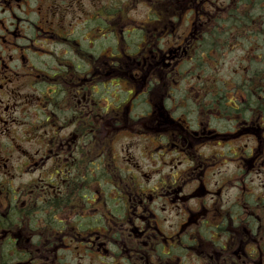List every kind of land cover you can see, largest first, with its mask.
<instances>
[{"label": "flooded vegetation", "instance_id": "obj_1", "mask_svg": "<svg viewBox=\"0 0 264 264\" xmlns=\"http://www.w3.org/2000/svg\"><path fill=\"white\" fill-rule=\"evenodd\" d=\"M115 3L101 17L96 0H0V264H83L82 252L95 257L88 264H264V116L240 111L249 93L259 99L247 86L264 83L251 29L216 0H176L175 18L168 0ZM84 105L95 110L92 128L82 126ZM89 135L103 154L80 152ZM74 152L86 171L69 160ZM163 167L170 171L161 175ZM14 169L35 180L23 192L16 185L13 202ZM93 173H107L105 203L114 206L130 207V193L144 185L130 207L144 228L128 220L140 247L129 241L112 253L104 229L87 221L80 232L45 227L39 245L22 221L3 226L14 212L55 209L61 198L78 200L71 208L81 216L100 214L101 190L83 180ZM145 200L166 201L159 212L178 216L183 206L178 228L165 230ZM190 229L207 235L192 233L195 243L184 245ZM153 240L163 255H154Z\"/></svg>", "mask_w": 264, "mask_h": 264}, {"label": "clouds", "instance_id": "obj_2", "mask_svg": "<svg viewBox=\"0 0 264 264\" xmlns=\"http://www.w3.org/2000/svg\"><path fill=\"white\" fill-rule=\"evenodd\" d=\"M123 2V0H121ZM216 3L221 5V7L230 15L238 24H240L245 30L251 29V34L254 35V39L256 43L261 47V55L264 56V36L260 35L264 33V0H216ZM118 7L115 3V0H96V10L100 13V16L103 17L106 11H110L112 8ZM211 10V6H209ZM123 11V9H121ZM183 33L179 34L177 39L183 38ZM150 40L152 44H157V37L150 35ZM194 37H189L188 41L185 43V47H188L189 44L192 43ZM21 43H26V41H21ZM118 42L115 37H113V44L116 45ZM159 47H163V44H159ZM119 47H124V45L120 44ZM125 51L127 49L125 48ZM87 55L88 53H84ZM113 54H118V49L114 48ZM94 63H97L99 66L101 61L94 60ZM261 63H264V59L261 60ZM156 87L158 89L166 90L167 89V81L163 83L160 81L156 82ZM249 89L255 88L256 94L259 99H255L251 97V93H249V99L244 100L241 106L240 111L244 113L245 116H255L259 118L264 116V83L259 85H248ZM166 93L162 92L160 97V103H164V95ZM170 103V101H169ZM87 112L89 115H84ZM95 114V110L90 108L88 105H84V107L80 111V117L82 118V126L92 128L95 126V122L91 120V116ZM12 115H19V113H12ZM109 116H114L116 114L109 113ZM25 119H29L30 117L25 116ZM99 118V117H97ZM136 114H133L132 120H136ZM64 122L63 120L61 121ZM192 127H196V125H192ZM72 129L69 128L68 131ZM60 135H66V133H61ZM92 151H96V153L103 154L105 151V146L102 144H98L95 141H92V136L89 135L87 139L82 142L80 146V152L90 153ZM80 152H74L71 156H69V160H76L77 162V169L78 171L85 169V165L87 161L84 159L83 156L80 155ZM63 155H67V153H63L61 155V159ZM160 155H163L161 153ZM160 155L153 156L152 159L156 160L155 167L161 168L162 165L160 163ZM18 154L13 152V162L15 163ZM90 158V157H89ZM164 159H167L165 156ZM229 167H232L231 165ZM144 170V169H142ZM17 172L18 179L13 184V202L15 201L16 196L18 195L15 192V186L20 185L21 191H25L29 185L27 181L35 180L34 176H24L21 169H14ZM170 171L169 168L163 167L161 175L164 173H168ZM107 173H93L90 175H84L83 180L88 183L89 187H99L101 190V202L98 205H94V207H98L100 210V214L95 216H81L79 215V209H72V203H79L78 200H71V201H64L63 198L58 202V207L55 209H48L42 211H35L29 206L27 209L22 210L19 213L14 212L13 215L10 217L9 221L6 222L3 226L5 227H15L19 225L21 221L27 226V228L33 233L32 235V243L34 245H39L44 236L40 233L45 227H55L59 230H64L67 228L71 231L72 227L75 226L76 231L80 232L85 227L87 221V227H102L104 229V235H101V239L105 241V245L107 248L111 249L112 253H119L120 249L117 247L119 244H124L131 241L136 247H140L138 241L132 239L130 237V228L128 225V220L132 219L138 224L142 229L144 228L143 222L135 219V214L130 210L131 208H135L139 200L141 198V194L144 191V185L141 184L138 188L130 193L134 199L131 202V206L121 204L119 206H114L111 203H105V192H106V182L105 177ZM76 180H80V176L75 177ZM186 179V177H185ZM175 182V181H173ZM39 191V189H37ZM47 195V193H44ZM31 200L35 199V197L29 198ZM40 204L41 209L44 208L42 201H38ZM68 203L69 207L65 208L64 204ZM161 203H167L166 201L157 200L155 203L148 205V202L145 200V206L150 207L151 210L157 212V219L160 222L161 226L165 230H169V224L172 225L171 231H175L178 228V221L180 220L181 216L183 215V206L178 208L180 212V216L176 215L175 212L171 210L169 212H159L158 206ZM211 204V200L208 201ZM15 206V205H14ZM264 207V206H262ZM261 214L264 215V210H260ZM67 213V215H65ZM59 216H63V220L59 219ZM165 218L168 219V223H165ZM238 222V221H237ZM199 231L203 235H207L203 229H190L187 234H184L181 237V240L184 245H191L195 243L194 239H191L192 233ZM98 235H100L98 233ZM158 235V233H157ZM147 238V232H146ZM227 237H224L226 240ZM99 242V241H98ZM223 243V240L220 241ZM153 244L156 245L154 255H163V249L159 245L157 240L152 241ZM264 246V244H262ZM151 249L145 250V253L150 252ZM253 254L255 250L253 249ZM84 256L83 264H88V260L92 259L95 260V257L89 253H81ZM147 258V256L145 257Z\"/></svg>", "mask_w": 264, "mask_h": 264}, {"label": "rangeland", "instance_id": "obj_3", "mask_svg": "<svg viewBox=\"0 0 264 264\" xmlns=\"http://www.w3.org/2000/svg\"><path fill=\"white\" fill-rule=\"evenodd\" d=\"M180 3H181V1H180ZM140 9H142V6H140ZM234 53L236 54L237 52H234ZM234 53H233V54H234Z\"/></svg>", "mask_w": 264, "mask_h": 264}]
</instances>
